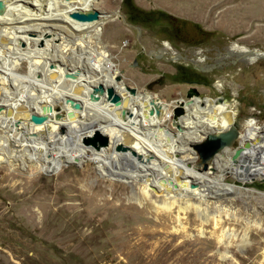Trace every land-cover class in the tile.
Returning a JSON list of instances; mask_svg holds the SVG:
<instances>
[{
    "label": "rangeland",
    "instance_id": "1",
    "mask_svg": "<svg viewBox=\"0 0 264 264\" xmlns=\"http://www.w3.org/2000/svg\"><path fill=\"white\" fill-rule=\"evenodd\" d=\"M197 7L203 9L202 15ZM80 9L84 13L96 10L104 15L98 19L103 21L99 43L115 66L119 78L116 84L122 83L136 92L135 96L127 93L131 100L143 92L151 95L148 104L158 114L156 125L163 130L167 148L174 150L172 143L177 141L179 145V135L184 133L180 134L173 123L179 118L177 122L183 127L180 117L185 112L177 102H187L185 94L190 88L197 92L199 99L194 98L195 103L225 98L229 102L227 109L234 113L233 125L239 134H244L247 128L264 126V59L247 65H234L231 59L215 62L233 44L264 52V0H81ZM19 16H24L26 21L0 20V26L10 28L39 22L27 19L26 14ZM57 22L64 24L63 20L45 21L50 29L31 30L29 38L37 35L47 41L45 34L60 33L51 25ZM61 34L72 42V37ZM14 41L5 39L6 43L10 42L7 49H15ZM165 43L188 60L157 57ZM0 47L3 49L5 45L0 43ZM198 51L203 55H194ZM47 57L60 76L55 84L63 85V72L75 64H67L63 70L56 58ZM203 63L213 68L205 72L201 68ZM83 70L86 71L81 68L78 73L82 74ZM71 72L76 73V68ZM17 73L25 75L27 65L22 63ZM82 84L91 91L97 86L89 82ZM4 93L9 91L0 92V97L6 96ZM62 109L55 111V120L66 116ZM129 115L143 128L142 120L132 113ZM103 121L90 116L83 126L85 129ZM192 124L194 127L187 126L189 130L202 131L206 127L204 120ZM60 130L63 129H58V134ZM142 132L144 137L152 138L146 130ZM60 135L64 136L65 131ZM205 141L206 136L194 145L200 146ZM194 145L189 147L196 162L189 166L205 174L207 169L203 168ZM31 148L38 157L23 167L16 161L10 165L7 151L0 148V264H264V198L259 195L264 193V178L238 182L226 174L221 183L238 188V192L224 194L217 192L215 185L204 183L203 187L214 195L176 199L160 196L150 187L145 190L140 179H124L107 172L101 176L91 161L66 160L72 150L69 142L47 146L43 140ZM114 149L119 151V145ZM46 151H55L63 161L42 160ZM208 165L210 162H205ZM108 170L126 174L133 168L127 162H120L109 165ZM242 173V179L246 178ZM42 185L50 187V195L35 191L19 195L27 188L33 190ZM53 190H59L58 194L53 196ZM143 192H147L146 198ZM53 197L58 199L54 207L50 206ZM165 201L173 203L171 213L156 212L154 207ZM180 205L187 210L181 213ZM57 208L61 209L58 213L54 212ZM175 218L183 224L184 234L148 239L153 247L161 241L168 243L162 254L151 260L153 249L147 248L142 254L134 247L139 238L132 236L131 231L160 229L163 223L172 226ZM175 247L169 260L162 261Z\"/></svg>",
    "mask_w": 264,
    "mask_h": 264
},
{
    "label": "bare ground",
    "instance_id": "2",
    "mask_svg": "<svg viewBox=\"0 0 264 264\" xmlns=\"http://www.w3.org/2000/svg\"><path fill=\"white\" fill-rule=\"evenodd\" d=\"M80 2L81 0H0L2 6H8V11L4 7L0 9V20L26 21L23 19V15L26 14L28 15L27 19L31 18L32 21H39L37 24L27 26L10 28L0 26V43L5 45L3 49L0 47V92L3 94L5 90L9 91V93H4L6 96L1 95L0 97V148H5V151H7L8 156L6 159L10 165L13 164V161H16L23 167L25 163L32 162L34 157L38 156L33 153L34 151H31V147L37 146V143H42L45 140L47 146L69 142L72 150L66 156V160L83 159L91 161L97 165V171L101 176H103L102 173L107 172L109 175L124 179H140L145 185V190L150 187L153 192L155 191L164 197L169 196L176 199H183L188 196L207 197L208 193L211 192L203 187L202 184L204 183L211 187L215 185L214 188L217 189V192L222 191L224 194L238 192V188L221 183L226 174L234 176L240 182H250L256 178H264V126L254 127L252 130L247 128L244 134L238 133L239 144L245 142L250 144V148L241 155L246 166L245 170L243 166L230 163L231 150H224L221 152L222 154L218 153L213 157L209 161L210 165L205 166V169H207L205 174L199 173L193 168L194 166L191 168L189 166V164H195L196 162L193 150L189 146L197 144L210 133L226 131L230 124L234 123V113L227 109L228 104L214 105L211 99H204L205 106L203 104L200 107L199 103L193 101L194 98L191 99L192 102L190 103L177 102L185 112L180 117L184 130L177 122L179 118L173 124L178 127L180 134L184 133L179 135V145L176 144L177 141L172 143V146L175 147L174 150L167 148L163 130L156 125L158 114L148 104L151 95L143 92V94L137 95L135 100H131L127 95L126 86L122 83L117 85L114 81L115 66L110 62L107 52L99 43L100 27L103 21L98 19L104 15L102 16L99 13V18L90 23L77 22L69 17L72 12L84 13L80 9ZM197 8L199 15H202L203 9ZM51 20L64 21V24L60 25H58L59 22L51 24L60 33H53L50 36L45 34V36H48L45 38L48 39L47 41L37 35L34 39L29 38L31 30L41 32L44 28H49L43 22ZM86 31L90 34L85 35ZM61 32L65 33L67 37H72V42L65 38ZM5 39L8 41L16 40L14 41L15 49H7L10 42L6 43ZM49 48L51 51H48ZM67 54H70V56L68 57ZM194 55L202 56L203 54L198 51ZM47 56L56 58L58 60V63H56L63 65V70L66 69L67 64H75L74 67L70 65V72H63V85L55 84V80L60 79V76L52 68V63ZM156 56L159 58L166 56L175 61L188 60L186 55L179 54L168 43H165L159 49ZM228 59H231L234 65H247L259 59H264V52L249 50L233 44L225 53H220L215 62L220 63ZM204 60L205 58L201 62ZM22 63L27 65L25 75L17 73ZM74 68H76V73L71 72L74 71ZM81 68H85L86 71L83 70L82 74H79ZM201 68L207 72L213 68V65L203 63ZM88 70L91 72H88ZM94 74H97L98 77H95ZM87 82L95 85L102 83L100 84L102 87L103 84L111 87L113 92L119 96V105L110 104L104 96V91L102 94H98L93 93V90H86L85 85L82 83L86 84ZM13 90L15 91L13 92ZM135 95L136 92L132 94V96ZM207 101L212 102V104H206ZM72 103L78 104L79 108H72ZM60 107L63 108L62 110L65 109L66 116L57 121L54 119L55 111H60ZM129 113L144 122V129L136 124ZM90 116L97 120L103 119L104 123L86 126L87 128L84 129L83 124ZM33 118H41V122L35 124L32 121ZM202 120L206 124L202 131H198L196 128L188 129L187 126L190 127V124L194 127L193 121L199 122ZM60 128L63 130H60L61 133H59L63 134L65 131L64 136L58 134ZM79 128L83 129L79 130ZM143 130H146L152 138L144 137L142 135ZM93 131L107 139L105 147L97 145L95 147L84 146L81 144V138L91 135L94 133ZM255 140L258 141L254 142ZM118 145L120 152L114 149ZM59 155L55 151H46L42 160L50 159L53 163L61 162L63 160L60 159ZM120 162L129 163L133 170L126 171L127 175L113 173L108 170L109 165L120 164ZM242 171L246 175L244 179H242ZM209 174L214 175L209 177ZM139 175L141 178H138ZM192 188L196 190H192ZM33 191L40 192L43 195H50L49 192H51L50 187L42 185L33 190L27 188L19 195L26 196V194L29 192L31 194ZM58 191L53 190L51 194L55 196ZM143 195L146 198L147 192H143ZM259 195L264 198V193H259ZM57 202L58 199L53 197L50 206H56ZM172 204L165 201L162 205L154 207V210L164 213L170 211L171 213L169 209ZM178 210L182 213L187 209L186 206L180 205ZM59 211L61 209L57 208L54 212L58 213ZM184 232L180 219L175 218L172 226L163 223L160 229L134 230L131 231V235L139 238L134 247H138L142 254H145L147 248L153 249L152 260V258L162 254L163 250H166L169 245L166 241H161L153 247L148 239L156 237H160V239L172 238L184 234ZM176 249L177 247L169 250L166 254L167 258L162 261H168V257L172 256Z\"/></svg>",
    "mask_w": 264,
    "mask_h": 264
},
{
    "label": "water",
    "instance_id": "3",
    "mask_svg": "<svg viewBox=\"0 0 264 264\" xmlns=\"http://www.w3.org/2000/svg\"><path fill=\"white\" fill-rule=\"evenodd\" d=\"M64 1H71V0H64ZM1 8H2V5L0 3V9ZM99 15L100 14L96 10H92V11L85 12V13L72 12L70 13L69 17L77 22L90 23V22L96 21L99 18ZM47 37L48 36H44V38H47ZM134 65L135 64H133V66ZM114 81L119 82V78L116 75H115ZM103 91H104V96L106 100L110 104H113L114 106L119 105V102H120L119 96L113 92L111 87H106L104 89L99 84L93 89V93L102 94ZM126 91L131 95L135 93V91L132 88H128V87H126ZM185 96L188 99L186 103H189L192 98L199 99L197 97V92L193 88L188 89L186 91ZM212 101L216 102L217 104H223V105L229 104V102L225 98H221V97L215 98ZM201 105H203V102L199 101V106ZM71 106L74 109L79 108L78 104L76 103H72ZM32 121L33 123L38 124L41 122V118H33ZM93 132L94 133H92L91 135L81 138V144L84 146L90 145V146L95 147L97 145L100 147H105L107 145V139L104 136L98 134L96 131H93ZM238 138L239 137H238L237 128L233 125V122H232V124H230V127L226 131L218 132L212 136L207 135L205 143L200 146H195L193 149L196 150V153H197V156L200 162L204 164L203 168H205V162L210 161L218 153H221L224 150H231L230 155H229L230 163L243 166L244 167L243 169L245 170L246 166H245L243 158H241V155L243 154L245 150L250 148V144L247 142L243 144H239V142H237ZM257 141L258 140H255L254 142H257Z\"/></svg>",
    "mask_w": 264,
    "mask_h": 264
},
{
    "label": "flooded vegetation",
    "instance_id": "4",
    "mask_svg": "<svg viewBox=\"0 0 264 264\" xmlns=\"http://www.w3.org/2000/svg\"><path fill=\"white\" fill-rule=\"evenodd\" d=\"M181 60H184V59H181ZM186 61V60H185Z\"/></svg>",
    "mask_w": 264,
    "mask_h": 264
}]
</instances>
